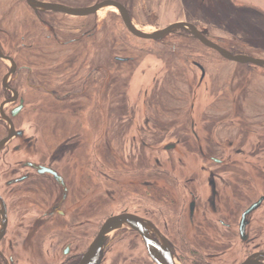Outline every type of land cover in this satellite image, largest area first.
Here are the masks:
<instances>
[{
  "label": "flooded vegetation",
  "instance_id": "flooded-vegetation-1",
  "mask_svg": "<svg viewBox=\"0 0 264 264\" xmlns=\"http://www.w3.org/2000/svg\"><path fill=\"white\" fill-rule=\"evenodd\" d=\"M30 10L32 27L14 31L19 35L18 41L0 29V52L5 58H0V141L9 133L11 136L0 149V199L6 211V219H0V264H79L104 223L116 217H122L123 223L105 237L94 264H242L248 260L250 264H264V200L245 213L264 194L244 209L237 204L236 195L233 203L225 199L226 189H236L226 187L225 178L239 179L240 172L214 171L203 165L198 177L205 179L201 187L194 173L184 170L181 158H176L178 167L171 161L156 160L158 170L151 173L149 180L145 176L143 137L147 129L169 131L175 140L164 144L163 152L175 151L182 145L189 153L182 157L191 161L192 140L200 142L196 129L201 124L197 121L210 137L232 119L243 129L247 117L235 111L231 117L228 110L209 111L196 118L194 108L185 107L154 111V121L150 122L137 106L129 107L127 98L120 114H114L112 98L120 90L118 79L111 76L112 64L99 76L97 69L82 79L76 75L78 72L58 75L64 78L51 86L49 76L58 70L50 71L41 65L34 73L33 55L43 56L50 48L87 50L92 45L96 49V27L82 29L85 31L77 39L64 38L42 18L49 12ZM48 30L51 35L45 33ZM177 31L193 38L186 31ZM179 50L184 51L178 53L180 57L187 55L185 48ZM24 55L30 58L20 59ZM129 60L115 58L121 63ZM197 61H190V65L200 73L201 82L207 72ZM239 65L264 70L252 64ZM68 72L69 69L65 74ZM42 99H56L62 105L57 111L60 122L54 127L63 131L58 144L48 149V156L35 162L37 140L33 131L37 128L33 112L40 110ZM106 102V112L100 111ZM115 119L119 121L113 122ZM46 127V123L40 126L42 130ZM131 131L136 134L126 140L124 136ZM120 132L124 135L120 140L124 142L121 161L113 149L114 135ZM183 134L192 138H180ZM198 154L201 159L207 157L201 145ZM235 155L242 152L238 150ZM209 159L218 167L224 165L221 160ZM98 177L105 179L107 186L100 195ZM104 207L108 213L99 219L98 211ZM147 243L154 248L156 261L151 258Z\"/></svg>",
  "mask_w": 264,
  "mask_h": 264
},
{
  "label": "rangeland",
  "instance_id": "rangeland-1",
  "mask_svg": "<svg viewBox=\"0 0 264 264\" xmlns=\"http://www.w3.org/2000/svg\"><path fill=\"white\" fill-rule=\"evenodd\" d=\"M41 1L84 7L103 0ZM113 1L119 2L127 9L133 25L143 32L151 33L177 22H185L195 26L208 40L233 55L264 60V0ZM30 11L22 0H0V29L3 34L12 35L18 41L19 35L13 32L19 33L32 27ZM42 18L48 20L54 33L64 38L77 39L85 31L82 29L96 27L94 39L96 49L92 45H88L87 50L50 48L43 52V56L33 55L31 60L35 68L34 73L41 65L50 71L58 70L49 76L51 86H55L56 81L58 85L64 78L58 75L69 76L72 72H78L76 75L82 79L90 70L97 69L96 75L99 76L105 74L107 65L112 64L111 76L115 80L118 79L117 85L120 90L118 93L115 92L112 98L111 107L114 114H120V108L126 106L129 101V107L137 106L150 122L154 121L152 117L154 111L170 112L172 108L185 107H193L196 118L205 112L219 113L228 110L231 117L234 113H243V117H247L243 129L238 126L235 119H232L228 124L213 131L214 134L210 137H207L202 123L197 121L201 124L196 129L200 142L192 140V162L182 157L189 154L185 153V147L182 145L175 151L163 152V145L175 140L169 131L159 128L147 129L143 137L146 180L151 178L152 172L158 170L156 160L161 163L171 161L173 166L178 167L179 164L176 165L174 161L181 158L184 170H191L201 187L204 186L205 179L198 177L203 165L214 171L240 172L239 179L235 180L230 176L225 178L226 187L236 188L234 192L226 189L225 199L226 202L233 203V196L236 195L238 199L236 202L242 209L264 194V174H259L264 172V70L226 61L184 32L176 31L158 42L135 38L125 30L117 11L111 7H105L96 15L87 18L69 17L53 12ZM45 33L51 35L50 30ZM1 37L4 39L3 35ZM171 47L176 50H171ZM179 48L188 50L187 55L180 57L178 53L184 51H180ZM24 58L30 57L27 55L20 57ZM115 58L130 60L121 63L115 61ZM197 59L207 72L201 82L198 80L200 73L190 65V61ZM86 60L90 63H85ZM67 69L69 72L65 74ZM33 101L38 100L34 98ZM42 102L43 104H39L40 110L33 112V121L37 128L33 131L37 140V153L33 158L35 162H42L48 156V149L58 144L63 131V128L54 127L58 120L60 122L61 115H57V111L62 105L56 99H42ZM107 107V102L103 103L100 111L102 109L106 112ZM119 119L113 122H118ZM43 123L47 124L44 130L40 128ZM97 132L101 133L102 130L97 129ZM114 132L117 133L115 130ZM2 134L3 130H0V135ZM118 134L114 135L113 149L116 159L121 161L124 142L120 140L124 135L122 132ZM127 134L124 136L126 140L132 139L136 132L131 131ZM179 137L192 138L185 134ZM199 145L207 156L204 159L198 154ZM128 148L130 149V144ZM238 150L242 155H235ZM126 154L127 150L124 155ZM209 157L221 160L224 165L216 166ZM116 159L114 158V164ZM102 171L109 173L108 170ZM105 186L106 180L98 177L99 195L104 192ZM103 200L107 203L106 198L103 197ZM107 209L104 207L98 211L99 219L108 213ZM261 229L264 234V225ZM242 250L243 246L240 255L243 253Z\"/></svg>",
  "mask_w": 264,
  "mask_h": 264
},
{
  "label": "water",
  "instance_id": "water-1",
  "mask_svg": "<svg viewBox=\"0 0 264 264\" xmlns=\"http://www.w3.org/2000/svg\"><path fill=\"white\" fill-rule=\"evenodd\" d=\"M26 5L31 8L34 11H46V12H53L58 14H65L68 16H74V17H85L89 16L93 13H96L97 11L105 8V7H111L115 9L120 18L121 21L126 28V30L135 38H138L140 40L145 41H160L164 37L173 34L177 30H183L189 33L194 39H196L198 42H200L203 46L206 48L213 50L216 52L221 58H223L226 61L238 63V64H252L261 68H264V60L252 58L248 56L243 55H233L217 44L211 42L208 40L205 36H203L192 24L185 23V22H177L174 24H171L167 26L166 28L162 30H158L151 33H146L143 31L138 30L135 28V26L132 24V21L129 17V14L126 10V8L120 4L117 1L113 0H103L100 2H97L96 4L89 6V7H83V8H73L69 6H65L62 4L57 3H50V2H40L37 0H24ZM0 58L5 59L3 55L0 52ZM11 138L10 133L7 138L0 141V149L4 147L6 142ZM264 200V197L260 198L253 206L248 209L245 213L250 212L251 210L257 208L260 203ZM0 219H3V221L6 219V211L5 206L0 199ZM123 223L122 217H116V218H110L108 219L104 225L101 227L100 232L95 239V241L90 245L87 252L83 255L81 261L79 264H94L99 257V252L102 247V244L105 240V237L115 228L120 226V224ZM147 247L149 250V253L151 255V258L156 261L154 248L151 247L147 243ZM242 264H250V260L245 261Z\"/></svg>",
  "mask_w": 264,
  "mask_h": 264
}]
</instances>
